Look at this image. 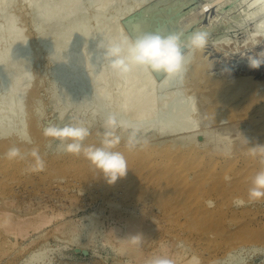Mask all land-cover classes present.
Instances as JSON below:
<instances>
[{"label":"bare ground","instance_id":"obj_1","mask_svg":"<svg viewBox=\"0 0 264 264\" xmlns=\"http://www.w3.org/2000/svg\"><path fill=\"white\" fill-rule=\"evenodd\" d=\"M220 1H222V0L206 1L205 3H203L199 7V11L201 13H204L206 10L209 9V7H211V4H214V3L220 2ZM255 1L258 2L259 5L257 6L256 10H254L252 13H254V15H260L264 12V0H254V2ZM67 2H68V4H65V6L60 5V6H57L55 8L50 7V5L47 2L45 4H44V2H42V3H40V5H42L46 9H50L51 12L58 13L61 10H66L67 12H69L70 6L72 4H76L77 0H67ZM88 2L90 4H92V3L96 4L95 3L96 1H93V0H88ZM184 3H186V1H184ZM79 5H77V6H79ZM22 9H24V7ZM81 12H83L82 9L77 13L75 11V13L78 15ZM188 12L190 14L191 10H189ZM245 13H244V16L240 17L242 19V22H241L242 25H244V23L246 22L247 16H250L252 14L249 12L246 14ZM51 18L52 17H50L49 15L48 16H43V15L42 16H35V22L37 21L38 25L42 26V25H45L47 22H49L51 20ZM86 19H87L86 17H83L81 19V24ZM152 22H153V20H145V22L142 23L139 35L142 33H145V32H150L149 26ZM173 24L174 23L170 24L166 28L165 27L161 28L159 31H153V32L166 34V33L170 32L171 30L175 29ZM257 27H258L257 31H263L264 30V20L259 21L257 23ZM194 33H196V32H194ZM98 37L100 38L101 35L99 34ZM188 37L189 36H187V38ZM187 38H185V39H187ZM207 42L209 43V41H206V44H207ZM224 42L225 41L224 40L221 41V39L217 40L216 46L219 47L220 45H224L225 44ZM91 44L92 43H90V41L86 43V45H89V46ZM209 44H211V43H209ZM213 44L215 45V43H213ZM228 44H227V46L229 47ZM203 48L196 50L192 54L191 62L186 66L185 70L181 74H179L177 76H163L161 78L160 84H161L163 92L159 98L157 97V94L155 92L149 91V86L155 82L154 79L149 78L146 82H142L141 84L137 85V77L135 75V71L134 72L131 71L132 75H129V77L126 75V83H127V81H132L131 83H129V86H124L123 85L124 84L123 81H125L124 78H122V77L119 78L116 74H114L110 70L103 71V72L100 71V72H92L89 74H83V72H82L83 69H81V67H83L84 63H87L88 60H90L92 62L91 64L95 63L96 65H98L100 67H103L106 69L108 68L106 61H103V59H102L103 54L99 55L98 52H97V54L96 53L88 54V53L82 52L81 50H69V51H65V52H61V53H54V52L49 51L47 48V52L45 54L44 53L34 54L33 52H31L29 50L28 51L25 50V51L20 52L19 49L17 51H13V52L12 51H6L5 53L0 54V63H3V65H6L8 67V68H6V71H4V73H3V71L1 72V75H3V74L5 75L8 72L11 73L14 69H16V70H14L15 73H14L13 78L11 79V82H10L11 87H10V89H8V93H6L4 99H1L2 96H0V168L4 170L3 172L5 173V177H7V180H4V181L0 179V234L3 235V237L0 236V259H1V257L6 255L7 261L5 263L3 262L4 264H14V260L17 259V257H19L22 253H28V252H30V256H29V258H27L28 261L27 262L25 261L23 264H25V263L26 264H34V263L39 264L42 262L43 263L46 262L48 264H51L52 263L51 259L47 258L46 253L44 251L45 240L48 238L47 235L49 234V232L51 230L55 231L56 233H58V232L64 233V232H66L65 231L66 228H68V230H69V229H71V228H69V226H72V225H75V227L77 225V228L78 227L80 228L81 236L77 237V238L72 237L71 241H72V243H73V241H77V242L80 241V243H82V244L79 246L77 245V246L79 247V249H80V247H84L85 252L89 248L88 245L90 243L94 244V243H96V241L101 240L103 246L111 245L116 256H118L120 258L127 257L129 259L130 258L135 259V260H137V262L138 261L143 262V261L149 260L151 257H156V256H160V254H164V256H167V257L173 259L175 261V264H199V260L201 259V257L199 255H195L191 258H189V256H188L189 250H192L193 247L190 248V246H187L185 244L186 242L185 243L183 242V241L187 240L186 239L187 237H185L186 240H183V241H177L176 240V241L167 242V243L161 242L160 245L157 247V249H155L154 251H152L150 253L145 252L146 247H148V245H149V244L147 245L148 242L146 243V241L149 240V238L153 237L152 236L153 234H155V233L158 234L156 232L155 228H157L158 232L160 231V230H158V228L159 229L161 228L160 225L157 223V222L160 223V221L159 220L156 221V219L153 218V217H155V215H153L154 207L157 205L161 211H164V212L169 213V214L175 213V214L182 215L183 213H185L186 215L191 216V217H192L191 214H194L197 216L202 215V217L204 214H206V215H208V217L210 216L211 218H213L214 216H221L224 213L226 214V211H224L223 208H220V207H215V208L213 207V209H210L206 203L207 201H209V200H207L208 197H210V195H212V194H219V195H222L223 197H229L231 193L234 194L235 192L236 193L238 192V195H239L238 198L242 199V196L247 195V191H248V188L250 187L251 181L249 183H247L245 181L244 182L237 181V182H233V184L231 186H229V185L227 186V184L225 182L215 181V182L211 183L208 187H205V186H203L204 184L201 183V180H199V179H201L200 176L198 177V179L194 178L193 180H189V175H190L191 170H192L193 175H194V171L195 172L198 171V170H194V169H197L199 165L206 164L202 159H197V157L195 159H192L191 156L196 154V153L203 152V151L212 152V154L216 153V155L221 154V156L225 157V159H226V165L225 166L231 170V169L237 168V166H238L237 163L240 161V154L243 151L248 152L250 156H254L252 154V148L257 147V146H264V90H261V88H260L264 83L261 81H256V79L254 78L253 75H250V76L246 75L245 77H243L244 74L238 75L239 77L242 76V78H237V79L233 78L234 80L232 81L231 78H229V80L226 77H224V78L221 77V79H219V77H216V75L213 76L214 73L211 74L209 72L210 73L209 74L208 71L206 72V69H207V67L210 68L211 65L214 63L211 62L209 64L210 61L209 60H208L209 62L207 61L208 55L206 56L207 53L203 52V50H204ZM213 48H214V46H213ZM219 48H221V47H219ZM214 49L216 50V48H214ZM236 50H238V49H236ZM210 51H211V49H210ZM220 51L222 53V50H220ZM207 52H209V51H207ZM224 52H226V51H224ZM212 55H214V54H210V56H212ZM230 55L232 58L231 53H230ZM40 59H44V61L46 62V63H44V66L49 68L48 70H49L50 76H49L48 80H50V85H49L50 103L54 104V102H57V101L61 102V104L59 105V109H58V107L56 108L55 105H54L55 108L53 107L54 108L53 112H54V115L56 116L55 126L62 129L66 125H69L72 122V120L74 119V117H77V113L80 110L81 111L87 110L89 112L88 118L91 120L90 122H92V124H90L91 126L89 125V127H88V129L91 131V134L87 138V142L89 141V143L90 144L93 143V145H94V143L95 144L100 143V141L102 140V138H100L101 137L100 136L101 135L100 134L101 126L100 125H104V120L110 114V113H107L108 112L107 110H105V105L103 106V102L106 100H104L103 102L102 101L100 102L101 104H99V105H101V106H93L92 108H90L91 105L87 100H84L83 103H80L78 105H75L72 102V100H73V98H76L78 95H80L83 98L88 97L85 95L90 93L89 92V84L94 85L95 83L100 82L99 80H101V81L103 80V82H107V83L101 82V84L103 85V88L98 89L94 95L98 96V94H99V95H101L102 99L108 100V99L113 98L117 101V103L119 102L118 106L116 108L117 112L115 114L119 118L130 121L132 124H134L139 129V137H140L141 142H142V140H144L146 138V136L149 133H151L155 136H158L160 138L162 136L166 137V138L172 137V138H169V140L166 139L167 141L164 143H161V144H151V143H149V141H151V140L148 139L149 141L148 142H146L147 140L145 141L146 146H144V147H146V149H149V150H151V149L152 150H160V151L165 150L167 152L172 151V150H180L182 152H187L186 162L185 161H183V163L181 162L179 166H175V164H174V165H170V166H158V167L154 166V167L150 168V170L153 172H156V171L162 172L165 175L164 176L165 179H167V180H171V179L174 181L180 180V181H182V183L186 184V187L182 189V191L179 195L180 198H177L174 200H172V198L171 199H161V200H160V198H159V200L155 199L154 203H152V206L150 205L151 209L149 208V210H145L147 207L145 209H144V207H142L143 212L140 211L141 213H138L139 210L132 212L133 210L136 209V207L138 208L137 204H133V205L130 204L131 206H129V205L125 206V204H127L126 200L123 202L118 201V203H117V199L115 198L116 203H117L116 204V203H114V201L110 200V196H111L110 195L109 199H108V200H110L109 204L113 209L115 208L114 210H115L116 214H113V213H115L114 211L112 214L116 217H114V216L112 217V219H115V220H114V222L109 223V226L106 224V226H108L106 230H103V232L100 230V232H102V233L99 234L100 235L99 236L97 234L96 229L99 226V224L103 223V221H104V220L102 221L101 217H99L100 215H102L103 212L100 213L101 211L100 212L98 211L100 213V215H98V212L93 211V212L84 213L83 215L80 214L78 216V214L80 212L79 211L80 207L82 208L83 206H81L79 203V202H81V200L79 202H77V200H78L77 197L73 196L72 194H71L72 196H69V198H70L69 203L66 202V203L59 204V205L57 203V206H48V205L40 204L41 201L39 202V198H38L37 205L35 207H31L30 206L31 204L29 205V203H28L31 199L29 201H27V200H25V198H27V196H25V198H24L23 193L21 194V192H20L21 195H19L18 193H15V192H17V189L15 190L13 188L14 182H12V181L10 182V180L12 179L14 181L15 178H18L19 181H22V182H24V180H25V182L23 184L26 186L28 183L30 184V183L34 182V180H35L34 178L32 179V178H27V177L25 178L24 177L25 179L24 178L22 179V177L19 176V171L25 165L26 166L31 165V166H35V167L38 166L39 163H38L37 159L35 157H33L31 155V153L35 150L38 153L40 161H42V157H41L42 155L41 156L39 155L41 153V147L40 146L46 145V143L49 139L44 134L45 128H44L43 124H41L42 122H40V120H39V117L37 114L38 111H37V108L35 106L36 96L39 95L40 90L42 92L41 87L43 88V86H45L44 81H42L45 79V74H43L44 79H43V76H41L42 80L40 79L39 76H38L39 79L34 77V74L36 71L34 72V74H32L33 73L32 68L34 67L33 65L36 62H38V60H40ZM215 61H217V60H215ZM192 63H193V65H192ZM216 63H218V61ZM63 64H64L66 70L68 68L72 72L68 71V70H67L68 72L66 70H63L64 73H62V71L60 69H61V67H63ZM95 64H93V65H95ZM43 68L44 67H42V69ZM44 71H46V70H44ZM42 73H43V71H42ZM184 73H185V75H184ZM36 74L38 75V72H36ZM156 75H161V74H156ZM116 76H117V78L113 79ZM183 76L187 77V79L184 80ZM203 77H204V79H203ZM253 78L255 80H253ZM106 79H108V80H106ZM110 80L113 83L109 82ZM74 83L79 84V85H85V87L79 86V90L74 88L73 91H69L70 92V93H68L70 95L69 97H73V98H65V99L61 98V95L63 94L64 90H67L69 86L75 85ZM116 84L119 85L120 88L117 91V93H113L112 88ZM135 85H137V86H135ZM47 91H48V89H47ZM47 97L48 96H46V98ZM198 97H200V99H201L200 103L198 101V99H199ZM46 98H45V100H46ZM83 98H81V100ZM37 99H38V97H37ZM47 101H49V100L47 99ZM62 101H64V102H62ZM36 102H38V101H36ZM39 102H40V100H39ZM198 103H199L200 108H201L199 110L200 113H198V110H196ZM37 104H41V103H37ZM155 108H158V109L156 110ZM162 109H168V112H166V115H164V116L160 115V110H162ZM198 109H199V107H198ZM202 109H203V111H201ZM127 115H128V117H127ZM258 117H261V118L258 119ZM202 119H204V124L206 123V126L210 125V123H214V125H215L214 127L219 126V128L221 129L220 133L217 132L218 134L216 133L214 135L213 127H211L213 130L210 128V130L213 131V135L210 133L211 131L209 130L208 127L207 128H208L209 132L207 133V131L204 129L206 132L205 133L204 130L202 129V128H204L203 125L201 124V123H203ZM255 122H256V125L254 124ZM199 123L201 125H199ZM81 125H82V127H84V123ZM198 125H199V128H200V126H202L201 127V129L203 131L202 135H201L202 131L199 130ZM254 125H255V128H257V130L259 132L257 130H255ZM219 128H218V130H219ZM252 128H254V131ZM216 129H217V127H216ZM251 129H252L253 133L255 132L254 135H252L253 133H251V131H250ZM117 130L121 133V135H124V136H126V138H128V132L127 131H123V130H119V129H117ZM256 132H258V133H256ZM236 133H238V134L242 133L241 138L244 135L246 137L241 139L238 136L240 138V140H238V141H232V140L228 139V137H229L228 135H230V134L236 135ZM183 134H187L188 137L187 138H184L185 136L179 137L180 135H183ZM25 135L27 137L31 136L32 140L34 139V141H31V143H28L27 141L22 139V137H24ZM235 135H233V139H234ZM230 137H231V135H230ZM235 139H237V138L235 137ZM38 144H40L39 148H37ZM88 144H87V146H88ZM118 144L119 143H117L116 145L120 148V146ZM12 147H17L20 149V153H21L20 157L9 159L5 156V153ZM135 150H137V149H135ZM209 154H211V153H209ZM170 157H171V155H170ZM213 157H214V155H213ZM60 158H61V156H60ZM79 159H80L79 155H75V156L73 155V157H71L67 161H69L72 164H76ZM149 160H150L149 156L142 155L139 157L134 156L131 159V162H132V164L135 162L137 164L140 163L139 166H141L140 168H142V167H147L149 165L148 164ZM48 161H50V163H51V170L49 172L55 171V173H56V172H59V170H61L60 169L61 168L60 159L58 157L54 156V158H50ZM152 162H154V161H152ZM244 162H245L244 165L246 167H249V164L251 162H253V165L256 166V168L257 167L264 168V163H262V159L258 161V160H253V159L246 157V158H244ZM129 163H130V161H129ZM208 163H209L208 165L216 164V162H214V161L208 162ZM45 167H46V165H45ZM46 169H47V167H46ZM186 170H187V172H186ZM219 170H220V168H219ZM89 172H91V171H89ZM93 172L94 173L91 175L87 174L85 176V179L87 178L86 180H90L91 176H95L97 181L99 180L100 182H102L101 181V179L103 180V178L101 177L102 174L97 170H95V171L93 170ZM42 174H43V171H42ZM199 174L200 173H198L197 175H199ZM193 175H192V177H193ZM29 176H30V174H29ZM47 176L43 175L42 177H40L42 180V182H40L42 187L39 186V187L34 188L32 190H30L31 188L28 189L29 190L28 193H30V194H28V196L29 195H40L38 192H41V194H42V192H44V193L46 191L48 192V188H50L51 185L48 186V188H47L46 186L49 183L46 186H45V183H43L46 180ZM142 176H143V174H142ZM155 176H156V174H155ZM145 177L146 176L144 175V178ZM159 177H160V175H159ZM1 178H2V176H1ZM3 179H5V178H3ZM55 179H56V177H55ZM56 180H57V184H58L59 179L57 178ZM133 180H135V179H133ZM133 180H132V182H133ZM149 180H150V178H149ZM172 180H171V184H172ZM19 181H18V183H20ZM61 181H62V179H61ZM118 181H120V179ZM50 182H53V181L50 180ZM83 182H84V180H83ZM115 184H116V182H115ZM107 185H108V183H107ZM35 186H37V185H35ZM76 186H74V187H76ZM117 186H118V184H117ZM30 187H31V185H30ZM59 187H61V186H59ZM177 187H178V184H177L176 188ZM106 188L108 189L109 187H106ZM113 188L114 187H112V189ZM120 188H122V186ZM124 188H125V186H124ZM124 188H122V190ZM142 188H143V186H142ZM165 188H166V186H165ZM94 189H96V186ZM139 189H140V186H139ZM157 189L153 190V191L160 194V191H157ZM174 190H177V189H174ZM57 191H58V189H57ZM18 192H19V189H18ZM47 192H46V194H47ZM61 192H62V187H61ZM63 192H65V194L66 193L68 194L67 191L63 190ZM93 192H95V191H93ZM140 192H141V190H140ZM165 192H167V191H165ZM62 193H61V196H62ZM119 194L120 193H118V195ZM141 194H143V193L142 192L140 193V195H139L140 197H141ZM50 195H52V194H50ZM58 195L56 192V196H58ZM47 196H49V194ZM47 196H45V197H47ZM202 196H203V198H201ZM42 197H44V196H42ZM50 197L51 196H49V198ZM97 197H99V196H97ZM204 197H205V199H204ZM232 197H235V195H233ZM35 198H36V196H35ZM67 198H68V196H67ZM51 199H52V197H51ZM97 199L99 200V198H97ZM53 200H54V197H53ZM93 200H94V198H93ZM142 200H144V199H142ZM142 200H141V202H142ZM43 201H44V199H43ZM55 201H56V199H55ZM104 201H106V200H102V202H104ZM146 201H148L147 198H146L145 202ZM225 202H226V200H225ZM59 203H60V201H59ZM84 203H85V201H84ZM146 204L148 205L149 203L147 202ZM83 205H86V204H83ZM123 207L125 209H127V211H128V212H126V214H124V212H123ZM142 208H141V210H142ZM113 209H111V211ZM226 210H227V208H226ZM155 213H157V211ZM129 214H131V215H129ZM157 215H159V214H157ZM151 216L154 219L153 220L154 222L150 219ZM188 218L189 217H187V219ZM102 219H104V218H102ZM160 220H162V218ZM190 220H192V219L189 218V221ZM166 221H167V219H166ZM171 221H173V220H171ZM208 221H209V219H208ZM195 222L196 221L194 220V223ZM187 223H188V220H187ZM192 224H189V225L191 226ZM213 224L215 225V223H213ZM158 225H159V227H158ZM207 225H208V222H207ZM192 226H193V229L196 230V227H195L196 225L194 226V224H193ZM171 228L172 227L170 226V229ZM72 229L70 231H72ZM162 230L163 229L161 228V231ZM168 230H169V228H168ZM187 230H189V229H187ZM76 231H77V229H76ZM164 231H166V228L164 229ZM74 232H75V230H74ZM77 233L78 232H76V235H77ZM79 233H78V235H79ZM244 233H245V231H244ZM76 235H74V236H76ZM83 237H87L86 242L82 241ZM193 239H194V237H193ZM21 240H22V244L20 243ZM84 240H85V238H84ZM152 242H154V241H152ZM41 243L44 244V246ZM182 243H184V244H182ZM179 244H181V247H182L180 249L178 247ZM191 245H192V242H191ZM152 246H153V244H152ZM252 246L255 248H258L256 251H258L260 247H261L260 249H262V251L264 250L263 244L252 243L250 245V247L252 248ZM36 247H39V249L35 250ZM171 247H173L172 250L170 249ZM245 247H246V245H244V244H237V245L229 246L228 249L225 250L224 254L218 256V258H216L213 262L214 263L220 262L221 264L222 263L223 264H232L234 262L240 263V262H242V260H238L236 258L235 253L239 250L245 249ZM255 248H254V250H255ZM148 250H149V248H148ZM154 255H156V256H154ZM212 256H213V254H212ZM45 258H47V260Z\"/></svg>","mask_w":264,"mask_h":264},{"label":"rangeland","instance_id":"obj_2","mask_svg":"<svg viewBox=\"0 0 264 264\" xmlns=\"http://www.w3.org/2000/svg\"><path fill=\"white\" fill-rule=\"evenodd\" d=\"M93 1H96L95 2L96 4H93V3L90 4L88 0H77L76 4H72L70 6L69 12H67L66 10H61L58 13H56V12H51L50 9L44 8L42 5H40V3L44 2L45 4L47 2L50 5V7L55 8L60 5L65 6V4H68L67 0H0V54L5 53L6 51H12V52L17 51L18 49L20 50V52L29 50L33 52L34 54H37V53L45 54L48 48L49 51L54 52V53H61V52L69 51V50H81L82 52L88 53V54H91V53L97 54L98 52L99 55H102L104 53V49L102 48L107 41L112 40L113 38L117 36L125 35V34L135 37L139 35L140 28L142 26V23L145 22V20H153V22L149 26L150 32L159 31L161 28H164V27L166 28L170 24L174 23L173 25L175 29L171 30L168 33H178L182 35L184 39L187 38V36L192 35V33L194 32L205 33L207 37V41H209V43L211 44L207 42V44H205L206 46H204L203 48L204 49L203 52L207 53L205 54L206 56L208 55L207 61L208 60L210 61V62L208 61L209 64L211 62L214 63L211 65L210 68L207 67L208 70L206 69V72L208 71V73L210 72L211 74L214 73L213 76L216 75V77H219V79H221V77L222 78L226 77L228 80L229 78H231L233 81L234 79L242 78V76L239 77L238 75L244 74L243 77H245L246 75L247 76L253 75L256 81H261L264 83V30L257 31V28H258L257 23L259 21L264 20V12L260 15H254V13H252L254 10H256L257 6L259 5L258 2L256 1L254 2V0H222L220 2L211 4V7H209V9L206 10L204 13H201L199 11V7L206 1H213V0H188V1L187 0H93ZM184 1H186V3H184ZM22 6L24 7V9H22L23 8ZM81 9L83 12L79 13V15L76 14ZM189 10H191L190 14L188 12ZM245 12L246 13L249 12L252 14L250 16H247L246 22L244 23V25H242L241 23L242 19L240 17L244 16ZM42 15L43 16L49 15L52 18L45 25L39 26L38 22L37 21L35 22V16H42ZM83 17H86L87 19L81 24V19ZM99 34L101 35L100 38L98 37ZM220 39L221 41L223 40L225 41L224 45L219 46L221 48L216 46L217 40H220ZM89 41L90 43H92L90 46L86 45V43ZM213 43H215V45ZM227 44L229 45V47L227 46ZM213 46L214 48H216V50L213 48ZM209 48L211 49V51ZM235 48L238 50H236ZM220 50H222V53ZM230 53L232 54V58H231ZM210 54H214V55L210 56ZM214 59L217 60L218 63H216L217 61H215ZM251 60H259L262 63H260L259 67L254 68L251 66ZM44 63H46L44 59L38 60V62H36L33 65L34 66L33 67L34 69L32 68L33 71L32 70L31 71L33 72L32 74H34L35 71L38 72V75L35 72L34 77L39 79L38 78L39 76L41 80H42L41 76H43V79H44L43 74H45V79L42 80L44 81L45 86H43V88L41 87L42 92L40 90L39 95L36 96L35 106L38 111L37 114H38L39 120L40 122H42L41 124H43L44 128H46L47 126H55L56 116L54 115L53 109L55 107L56 108L58 107L59 109V105L61 104V102L57 101V102H54V104L50 103V98H49L50 80H48L50 76L49 70H48L49 68L45 67ZM91 63L92 62L88 60V62L84 63V66L81 67V69H83L82 71L83 74H89L92 72H100V71L103 72V71L109 70L108 68L106 69V68L100 67L96 65L95 63H93L95 64L93 66ZM42 67L44 68L42 69ZM6 68H8L6 65H3V63H0V96H2L1 99H4L6 93H8V89H10L11 87L10 85L11 79L13 78L14 73H15L14 70H16L14 69L11 73L8 72L5 75L4 74L1 75L2 71L3 73L4 71H6ZM60 70L62 71V73H64L63 70H66L64 64ZM67 70L71 71L68 68ZM134 71L137 77V85L141 84L142 82H146L149 78L154 79L155 82L149 86V91L155 92L157 94V97L159 98L163 92L161 84H160L161 83L160 80L163 77V75L152 74V73L146 72L143 69H139V68H133L132 72ZM132 72L127 74V76L129 77V75H132ZM118 77L124 78L125 80L123 81L124 86H129V83L132 82V81H127L126 83V76H118ZM116 78L117 76L113 79H116ZM183 78L184 80L187 79V77H184V76ZM254 78L253 80H255ZM111 80L109 82H111ZM99 81L100 82H97L94 85L89 84L90 93L85 95L88 97L83 98L80 95H78L76 98L69 97L70 96L68 94L70 93L69 91H73L74 88L79 90V86L85 87V85H79V84L74 83L75 85L69 86L67 90H64L63 94L61 95V98H64V99L73 98L72 102L75 105L83 103L84 100H87L91 105L90 108H92L93 106H101L99 105L101 104L100 102L101 101L103 102L104 100H106L103 102V106L105 105V110L108 111L107 113L115 114L117 112L116 108L119 102L117 103V101L113 98L108 99V100L102 99L101 95L99 94L98 96L94 95L98 89L103 88V85L101 84V82L107 83V82H103V80L102 81L99 80ZM119 88H120L119 85L117 84L114 85V87L112 88V92L117 93ZM260 88L261 90H264V84ZM46 96L48 97L46 98ZM37 97L40 100V102L37 99ZM81 98L83 99L81 100ZM198 98H199L198 101L200 103L201 99L200 97ZM47 99L49 101H47ZM37 103H41V104H37ZM199 103L197 104V109H196L198 110V113H200L199 110L201 109ZM155 109L157 110L158 108H155ZM201 111H203V109ZM166 112H168V109H162L160 110V115L164 116L166 115ZM88 113L89 112L87 110H82V111L80 110L77 113V117H74V119L69 125L82 126L81 124L84 123V127L88 128L89 125L92 124V122H90L91 120L88 118ZM259 118L261 117H258V119ZM202 121L203 123L201 124L204 127L202 129L203 130L205 129L207 133L209 132L211 127H213L214 129V135L217 132L220 133L221 129L219 128V126H216L217 127L216 129V127H214L215 126L214 123L209 122L210 125L206 126V123L204 124V119H202ZM201 124L199 123V125ZM254 124L256 125V122ZM199 125H198V128H199ZM255 125H254V128H255ZM100 126H101L100 128L101 137L100 138L103 139L104 137L102 136H103V132L105 131V129H104V125H100ZM201 127L202 126H200L199 128L200 131H202ZM207 127L209 128V130ZM254 128H252L253 131H254ZM252 129L250 130L251 133H253ZM212 130H210L211 131L210 133L213 135ZM255 130H257V128H255ZM89 133L91 134L90 130H89ZM254 133L252 135H254ZM90 134L88 135V137L90 136ZM202 134H203V131L201 132V135ZM239 134L236 133L237 136L235 134H230L231 137L230 135H228L229 136L228 139L232 141H238L240 140L242 133L240 135ZM115 135L120 136L122 139L120 138V141L118 142L119 143L118 145L120 146V148L116 145L117 147L115 146L113 150L123 153V155L125 156L127 160L128 169L130 168L124 177L119 178L120 181H118L119 179L117 180L118 182L116 181V184L114 183V184L107 185L106 180L101 179L102 182H100L99 180L97 181L95 176H91L90 180H86L87 178L85 179V176L87 174L88 175L93 174L94 173L93 170L95 171L97 169H95L90 164V162L86 159L83 152H81L80 154H72V153H66V152L60 151L57 148V145L60 142L58 140H54L51 137H48L49 139L46 145L40 146L41 153L39 155L40 156L42 155L41 156L42 162L44 164L43 167L41 168L39 164L37 167L31 166V165L29 166L25 165L22 169H20L19 176H21L22 179L24 177L25 178L27 177V178H32V179L34 178L35 180L33 183H30V184L28 183L26 186L23 184L25 180L24 182H22V181H19L18 178H15L14 181L11 179L10 182L11 181L14 182L13 188L15 190L17 189V192L15 193H18L19 195L23 193L24 198L25 196H27V198H25V200L27 201L31 199L28 202L29 205L31 204L30 205L31 207H35L37 205L38 198H39V202L41 201L40 204L42 205L57 206V203L58 205L66 203V202L69 203L70 201L69 196L73 195L77 197L78 199L77 202L81 200V202L79 203L81 206H83L82 208L80 207V210H79L80 212L78 216L80 214L83 215L84 213L93 212V211L94 212L101 211L100 213L103 212L102 215H100V213L98 212V215H100L99 217H101V220L102 221L104 220L103 223L99 224V226L96 229L98 235L101 234L103 230L107 229V227L109 226V223L114 222L115 220V219H112V217L114 216L113 214H116V212L114 210L115 208L113 209L110 206L109 204L110 200L114 201V203H116V199H117V203L118 201L123 202L126 200L127 204H125V206L127 205L131 206L133 204H137L138 208L136 207L135 210L132 209L133 210L132 212L139 210L138 213H141L143 212L142 207H144V209L147 207L145 210H149V208L151 209L150 205L152 206V203H154L155 199L159 200L160 198L161 200V199H171L172 198V200H174V199L180 198L179 195L182 189L186 187V184L182 183V181L180 180L174 181L172 179H171L172 180V184H171V180L165 179L164 177L165 175L162 172H159V171L153 172L150 170V168L154 166L155 167L170 166L174 164L175 166H179L181 162L182 163L183 161L186 162L187 152H182L180 150H172V151L167 152L165 150L160 151V150H152V149L151 151L149 149H146V147H144L146 146V142H148L149 140H151L149 141V143L151 144H161V143L166 142L167 140H169V138H172V137L166 138L162 136L160 138L158 136H155L149 133L146 136V138L142 140V142L140 141V143H138L134 148L129 149L126 143L128 138H126V136L124 135H121V133L118 130L115 132ZM233 135H235L237 139H235L234 137L235 139L234 140ZM179 137L187 138L188 135L183 134V135H180ZM245 137L246 136L244 135L241 139ZM29 138L31 141H34V139L32 140L31 136ZM87 138L83 141V145L85 144L84 145L85 147H88L91 144L93 145V143L90 144L89 141L87 142ZM101 141L100 143H96V144L94 143L93 146L95 147L101 146ZM39 145L40 144L37 145L38 146L37 148H39ZM73 155L74 156L79 155L80 157V159L77 161L76 164H72L69 161H67L71 157H73ZM142 155L150 157V160L148 163L149 165L147 167L140 168L141 167L139 166L140 163L137 164L136 162L132 164L131 159L134 156L139 157ZM54 156L60 159V166H61L60 168L61 170H59V172H56V173L55 171L49 172L51 170V163H50L51 160L50 161L48 160L50 158H54ZM191 157L192 159H195L196 157L197 159H202L206 164L199 165L197 169L193 168L194 170H198V171L197 172L194 171V175H193V172L191 170L190 175H189V180H193L194 178L198 179V177L200 176L201 179L199 180H201V183L204 184L203 186L208 187L211 183L215 181L225 182L227 186L228 185L231 186L233 182H237V181H242V182L245 181L249 183L251 181L252 176L257 171H259L261 168L259 167L256 168V166L253 165V162L249 164V167H246L244 165L245 163L244 158L247 157V158L259 161L264 158V154H261L258 152L254 156H250L248 152L243 151L240 154V161L237 163L238 164L237 168L231 169V170L225 166L226 159L225 157L221 156V154L216 155V153L212 154V152L203 151V152L196 153L192 155ZM212 161L216 162V164L208 165L209 164L208 162H212ZM3 171L4 170L0 168V173H1L0 179L4 181V180H7V177H5V173ZM42 171H43V174H42ZM198 173L200 174L197 175ZM43 175L45 176L48 175L46 180L43 182L45 183V186L49 183L46 187L48 188V186L50 185L52 187L50 186V188H48V192L46 191L47 194L46 192L45 193L42 192V194L41 192H38L40 195H29L28 196V194H30L28 193L29 192L28 189L31 188L30 190H32L39 186L42 187L40 183L42 182V180L40 177H42ZM144 175L146 176L145 178H144ZM159 175L161 178L159 177ZM55 177L56 179L57 178L59 179L58 184H57V180L55 179ZM49 179L53 182H50ZM61 179L63 182L61 181ZM18 181L20 183H18ZM177 184H178V187L176 188ZM58 185L62 187V192L64 190V191H67L68 194L66 193L67 194L66 195L65 192L62 193L61 187H59ZM120 185L122 186V188H124L125 186V188L122 190V188H120L121 187ZM164 185L166 186V188ZM95 186H96V189H94ZM139 186H140V189H139ZM106 187H109V188L107 189ZM112 187L114 188L112 189ZM18 189H19V192H18ZM156 189L157 191H160V194L153 191ZM174 189H177V190H174ZM140 190L143 193L141 194V197L139 196L141 193ZM56 192H57V195L59 193L60 194L56 196ZM61 193H62V196H61ZM118 193H120L119 195L121 197L118 195ZM48 194L49 196L52 197V199L51 197L49 198V196H47ZM41 195L44 197H42ZM233 195H235V197H232ZM67 196L69 199L67 198ZM109 196H110V200H108ZM238 196H239L238 192L237 193L235 192L234 194L231 193L229 197H223L222 195H219V194L210 195V197H208L207 200L214 201L213 207L214 208L220 207V208H223L224 211H226V214L224 213L221 216H214L213 218H211L210 216L208 217V215L206 214H204L203 217L202 215L197 216L194 214H191L192 215L191 217V216L186 215L185 213H183L182 215L175 214V213L169 214L164 211H161L156 205L153 209V215H155V217L153 218H155L156 221L157 220L160 221V223L159 222L157 223L160 225V227L163 230L161 231V228L160 229L158 228V230H160L158 232L157 228H155L158 234L156 233L153 234L152 235L153 237L149 238V240L146 241V243L148 242L147 245L148 244L149 245L148 247H146L145 252L150 253L154 251L155 249H157V247L160 245L161 242L167 243V242H172L176 240L183 241L187 239L186 241H183V242L184 243L186 242L185 244L187 246H190V248L192 247L194 248V249L192 248V250H189V254H188L189 258L195 255H199L201 257V259L199 260V264H221L220 262L214 263L213 261L216 258H218V256L223 255L225 250L228 249L229 246H233L237 244H244L246 245L245 249L239 250L235 253L236 258L238 260H242V262L240 263L234 262L232 264H264V250L262 251L260 247L259 250L256 251L258 248H255L253 246L252 248L250 247L252 243L264 245V199H261L259 201H254V202H248V196L244 195L242 196V199L245 200V205L241 207H236L233 201L234 199L238 198ZM31 197L32 198L34 197V198L32 199ZM53 197H54V200H53ZM92 197L94 198V200ZM96 197L99 198V200ZM146 198L148 201L145 202ZM201 198H203V196ZM102 200H106L104 201L105 203L102 202ZM147 202L149 203L148 205L146 204ZM83 204H86V205H83ZM124 207H123V212L124 214H126V212L128 211L127 209H125L126 207L125 208ZM213 207H209V208L213 209ZM111 209L113 210L111 211ZM113 211L115 213H113ZM156 211L157 213H155ZM152 216L150 219L153 221L154 219L152 218ZM187 217L191 218L192 220L189 221V218L187 219ZM161 218L162 220H160ZM170 219L173 220L174 222L171 221ZM187 220H188V223H187ZM194 220L197 223L196 222L194 223ZM207 222H208V225H207ZM192 223L194 224V226L196 225L195 226L196 230L193 229ZM213 223H215V225ZM106 224L108 226H106ZM189 224H192V225L190 226ZM170 226L172 227L171 229H170ZM164 227L166 228V231H164L165 229ZM69 228L71 229L73 228L75 232L73 229L72 231H70L71 229L68 230V228H66L65 230L66 232L64 233H59V232L56 233L55 231L51 230L49 234L47 235L48 238L45 240V246L44 244L41 243L44 246V251L46 253L47 258L51 259V262H52L51 264H148V261L153 258L151 257L149 260L143 261V262L141 261L137 262V260L131 259V258L129 259L127 257L120 258L116 256L111 245L103 246L101 240L96 241V243L94 244L90 243L88 245L89 246V248L87 249L88 251L86 250L85 252L84 247H80V249L78 247L79 245L82 244L80 243V241L78 242L73 241V243L71 241L72 237L77 238L81 236L80 228L79 227L77 228V225L76 227L75 225L69 226ZM100 230L102 232H100ZM76 232L78 233L80 232L79 235L77 233L78 236L76 235ZM156 235L158 237L160 236L159 237L160 239ZM0 236L3 237V235L1 234ZM185 237L187 238L185 239ZM82 241L86 242L87 237H83ZM191 242L193 246L191 245ZM20 243L22 244V240L20 241ZM152 244L154 247L152 246ZM178 247L179 249L182 248L181 244H179ZM38 249L39 247L35 248V250H38ZM170 249L172 250L173 247H171ZM29 256H30V252L22 253L19 256L20 258L17 257V259L14 260V264L15 263L23 264L25 261L27 262L28 261L27 258H29ZM160 256H164V254H160ZM47 258L45 259L47 260ZM6 261H7V257L5 255L1 257L0 264H4ZM42 263H39V264H42ZM34 264H38V263H34ZM43 264H48V263L44 262Z\"/></svg>","mask_w":264,"mask_h":264},{"label":"clouds","instance_id":"obj_3","mask_svg":"<svg viewBox=\"0 0 264 264\" xmlns=\"http://www.w3.org/2000/svg\"><path fill=\"white\" fill-rule=\"evenodd\" d=\"M206 41L207 37L203 32L193 33L187 39L178 33L145 32L135 37L125 34L104 44L102 59L106 61L108 69L117 76H126L133 68L143 69L152 74L177 76L191 62L192 54L203 48ZM260 63L262 62L259 60H251V66L254 68L259 67ZM104 129V138L99 147L83 145V141L90 133L88 128L82 126L66 125L62 129L48 126L44 134L60 142L57 145L60 151L72 154L83 152L90 164L102 174L101 177L108 184H114L129 170L123 153L112 150L120 140V136L115 135V132L117 129L128 132L127 147L131 149L140 143L139 129L116 114H109L106 117ZM22 139L31 143L26 135ZM258 152L264 154V146L252 148L253 155ZM31 155L37 159L42 168L43 163L38 153L34 150ZM5 156L9 159L20 157V149L12 147ZM247 196L248 202L264 199V168L252 176ZM206 203L208 207L214 206V201L209 200ZM233 203L236 207H241L245 205V200L236 198ZM148 264H175V261L167 256H156L149 260Z\"/></svg>","mask_w":264,"mask_h":264}]
</instances>
